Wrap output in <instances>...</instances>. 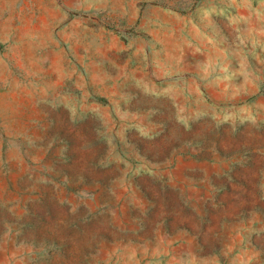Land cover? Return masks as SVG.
Wrapping results in <instances>:
<instances>
[{"label":"rangeland","instance_id":"rangeland-1","mask_svg":"<svg viewBox=\"0 0 264 264\" xmlns=\"http://www.w3.org/2000/svg\"><path fill=\"white\" fill-rule=\"evenodd\" d=\"M0 264H264V0H0Z\"/></svg>","mask_w":264,"mask_h":264}]
</instances>
